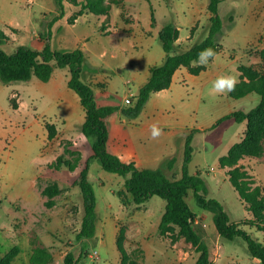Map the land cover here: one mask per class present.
<instances>
[{"label":"rangeland","instance_id":"rangeland-1","mask_svg":"<svg viewBox=\"0 0 264 264\" xmlns=\"http://www.w3.org/2000/svg\"><path fill=\"white\" fill-rule=\"evenodd\" d=\"M208 4L209 0H64L60 6L55 0H0V29L8 35L0 47L8 52L21 45L42 50L49 42L54 49L71 50L85 44L84 75L92 63L102 66L109 102L126 107L134 103L140 88L135 70L162 62L160 29L167 23L176 25L180 46L175 50L190 48L208 35ZM219 13L221 49L209 62V78L183 80L178 74L172 88L154 94L159 101L152 100L144 114L151 121H164V132L207 127L213 118L230 110L250 111L260 102L256 92L237 99L230 92L231 96L211 94L210 89L220 76L231 75L238 82L264 77V0H223ZM69 78L68 67H55L48 81L36 76L9 83L0 79V256L13 246L26 251L29 246L54 245L51 249L58 257L48 264H60L68 250L79 253L83 248L88 251L84 264H120L118 240L123 236L128 256L139 264H193L195 247L177 236V226L165 235L160 232L164 198L154 195L140 205L123 203L119 192L130 197L125 178L105 170L92 156L95 138L80 131L85 111ZM95 91L98 94L99 88ZM126 96L132 102H126ZM247 126L246 121L227 118L195 131L189 172H199L207 196L220 200L233 221L262 240L264 223H246L253 215L233 187L230 173L238 169L250 190L264 187V127L255 151L220 163L231 145L243 139ZM49 129L55 130L52 139ZM174 140L178 148L182 139ZM184 150L177 153L176 172L169 176H181ZM87 162L97 196V230L94 237L78 240L84 215L78 180ZM53 185L60 188L54 196L46 192ZM186 199L197 213L196 227L210 246L213 264L257 263L245 240L218 234L213 213L198 204L193 189Z\"/></svg>","mask_w":264,"mask_h":264},{"label":"trees","instance_id":"trees-1","mask_svg":"<svg viewBox=\"0 0 264 264\" xmlns=\"http://www.w3.org/2000/svg\"><path fill=\"white\" fill-rule=\"evenodd\" d=\"M57 4L63 6L64 0H55ZM223 0H209L208 9L210 15V25L208 35L199 43L190 48L176 52V42L179 38V28L167 23L159 31V38L166 52L165 60L158 65L151 67V75L148 81L139 89L132 105L119 107L115 105H98L93 87L82 79V70L85 62V52L77 47L71 50L54 49L49 42L42 50L34 49L26 45L19 46L15 51L8 52L0 47V79L4 83L19 80H30L36 76L41 81L51 79L55 67H68L70 78L68 85L75 90L80 97L81 105L85 111V120L80 125L82 134L94 137L93 157L101 160L102 166L109 172L117 173L125 178L124 185L129 192V200L124 198L122 191L119 195L124 204L129 201L140 205L147 202L152 196L158 195L166 200V208L159 223L161 234L165 235L172 226L178 227V235L191 242L197 252V257L193 264H213V253L208 243L204 240L196 227L197 213L193 210L186 197L190 189L194 190L198 204L205 210L213 213V220L218 234L229 240L240 237L247 242L250 255L257 261L256 264H264V227L263 239L259 240L252 236L250 232L241 227L239 222L233 221L230 214L225 209L224 204L214 197H208V188L200 173L191 174L189 163L193 156L192 139L190 133L186 140L184 151V162L180 177H171L164 168H139L134 161L126 162L118 155L110 152L107 147L109 138L108 117L116 110L121 109L122 113L129 118L137 117L146 102L154 92L170 87L175 71L186 66L190 72L198 74L207 65L196 64L199 53L204 49L212 48L216 54L220 52V36L223 29V19L219 13V5ZM93 6H95L93 4ZM92 6V8H94ZM8 39V35L0 29V41ZM245 80V79H243ZM241 80L236 84L231 95L240 98L249 92H256L260 95V102L250 111L235 110L221 119L234 118L236 121L247 122V129L242 140L234 143L227 154L220 159L221 164H228L238 157L252 153L258 145L262 128L264 127V77L259 80ZM240 84V86H239ZM132 102V99H130ZM55 130L49 129L48 137L54 138ZM174 164V159L169 162V166ZM68 165V164H67ZM70 169H75V165H68ZM242 173L234 169L230 173V181L238 192L246 210L253 215L247 219L246 223L259 225V221L264 223V187H256L253 190L247 188L245 182L240 180ZM78 184L81 188L84 204V215L81 228L76 238L94 237L97 230V196L93 183L89 179V165L82 168L79 175ZM201 185L205 190L201 189ZM46 192L56 195L60 188L56 185L48 187ZM53 203V200H51ZM118 248L122 257L120 264H139L131 259L123 245V236L119 237ZM31 256L33 264H48L53 260L50 250L46 246L38 245L34 247ZM20 251L19 246H13L5 255L0 256V264H12L14 258ZM88 255V251L83 248L79 253L70 249L66 252L62 264H84L83 257Z\"/></svg>","mask_w":264,"mask_h":264},{"label":"crops","instance_id":"crops-1","mask_svg":"<svg viewBox=\"0 0 264 264\" xmlns=\"http://www.w3.org/2000/svg\"><path fill=\"white\" fill-rule=\"evenodd\" d=\"M179 39H177L176 42V48H179ZM86 43V42H84ZM80 47V46H79ZM83 47H87L85 44H82L80 48H82L85 52V59H86V51ZM77 48V47H76ZM87 51L89 52V49L86 48ZM181 49V48H180ZM188 48L181 49V50H175L176 52L184 51ZM165 51V50H164ZM166 57V52L163 54L162 57V62L165 60ZM212 60H209V62ZM160 63H155V64H150L147 69H144V67H139L138 71L135 70V79L139 83V87L141 88L149 79L151 75V67L154 65L161 64ZM209 62L207 64V67L203 69L201 72L198 74H194L189 71V69L186 66H181L179 67L172 78V83L169 88H172L174 86V81L175 78L178 74L182 76L183 80H188L189 78L192 79V81H195L196 76H207L209 78L210 74H208V66ZM54 73V72H53ZM206 74V75H203ZM212 75V74H211ZM84 76V78H83ZM53 77V75H52ZM51 77V78H52ZM106 73L103 69L102 66L99 64H91L89 67V70L85 72V75L82 70V79L86 82H88L94 89L95 97L97 100L98 105H115L119 106L121 108L125 107L120 104L116 103H111L109 102V95L106 92V86L107 82L105 79ZM95 87L99 88V93L95 91ZM139 88V89H140ZM168 89V88H167ZM167 89H162V90H167ZM161 90V91H162ZM154 92L149 100L146 102L145 106L143 107L141 113L135 117V118H129L126 117L121 109L116 110L113 114H111L108 117V122H109V138L107 142V147L108 150L116 155H118L122 160L126 162L134 161L139 168H159L162 167L167 173H174L176 172L175 169V164H176V155L181 151L182 149H185L186 145V140L187 137L190 133L193 134V139H194V132L198 131L200 129H205L209 127H213L218 123V120L221 119L223 116L226 114L234 111L230 110L229 112L225 113L222 115L220 118L217 120L213 118L209 124H207V127L201 126H193V127H187L182 128L179 133L178 130L176 132H164L166 127L164 126V121L158 120V121H151L148 117L144 116L145 112L147 111L148 107L150 106V102L152 100H155L156 102L159 101L158 98L154 97V94L159 93ZM228 96H231L229 93H226ZM200 96V95H199ZM203 96V94H202ZM129 97V96H128ZM233 97V96H231ZM80 98V97H79ZM127 98V96H126ZM125 98V101H126ZM199 100H203L204 97H198ZM235 98V97H234ZM237 99H241L237 98ZM260 100V99H258ZM154 102V101H153ZM216 121V122H215ZM84 122V121H83ZM82 122V123H83ZM153 124L159 125L160 128L163 129V135L160 136L158 139H152L151 137V126ZM179 136L180 139H182V143L178 145H175V140L174 137ZM192 139V141H193ZM234 144V143H233ZM232 144V145H233ZM193 145V144H192ZM231 145V146H232ZM185 151V150H184ZM174 159V164L172 166H169V162ZM183 166V165H182ZM175 170V171H174ZM182 174V173H181ZM180 177V176H179ZM148 235V234H147ZM148 238V236H146ZM54 245H48L46 246L51 254L52 258H57V252L52 251V247ZM52 248V249H51ZM26 251H20V253L14 258L12 264H33L31 262V254L33 252L32 246H29ZM24 253L25 255H22ZM27 254V255H26ZM66 254V253H65ZM64 254V255H65ZM64 255H61V263L63 262Z\"/></svg>","mask_w":264,"mask_h":264},{"label":"clouds","instance_id":"clouds-1","mask_svg":"<svg viewBox=\"0 0 264 264\" xmlns=\"http://www.w3.org/2000/svg\"><path fill=\"white\" fill-rule=\"evenodd\" d=\"M216 56L217 54L212 48H207L204 49L201 53H199L198 59L195 63L206 66L209 60L214 61ZM237 83L238 80L234 76H220L213 82L210 92L214 95L226 94L231 91H234ZM150 131L152 139H158L160 136L163 135V129L160 128L157 124H153L151 126Z\"/></svg>","mask_w":264,"mask_h":264},{"label":"built area","instance_id":"built-area-1","mask_svg":"<svg viewBox=\"0 0 264 264\" xmlns=\"http://www.w3.org/2000/svg\"><path fill=\"white\" fill-rule=\"evenodd\" d=\"M126 102H131L130 97L126 98Z\"/></svg>","mask_w":264,"mask_h":264}]
</instances>
